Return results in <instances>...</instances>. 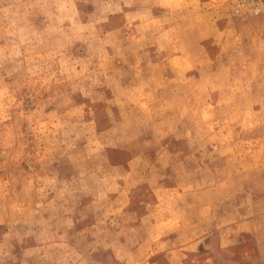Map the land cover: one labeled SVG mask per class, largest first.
Masks as SVG:
<instances>
[{
	"label": "rangeland",
	"instance_id": "1",
	"mask_svg": "<svg viewBox=\"0 0 264 264\" xmlns=\"http://www.w3.org/2000/svg\"><path fill=\"white\" fill-rule=\"evenodd\" d=\"M0 264H264V0H0Z\"/></svg>",
	"mask_w": 264,
	"mask_h": 264
}]
</instances>
